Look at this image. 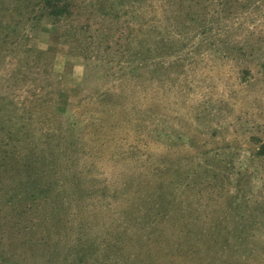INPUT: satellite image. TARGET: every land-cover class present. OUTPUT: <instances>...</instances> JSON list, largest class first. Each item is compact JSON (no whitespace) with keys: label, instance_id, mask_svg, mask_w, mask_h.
Returning <instances> with one entry per match:
<instances>
[{"label":"rangeland","instance_id":"1","mask_svg":"<svg viewBox=\"0 0 264 264\" xmlns=\"http://www.w3.org/2000/svg\"><path fill=\"white\" fill-rule=\"evenodd\" d=\"M98 1L117 14H99ZM76 4L65 23L33 29L14 11L19 23H0V152L36 160L21 177L48 189L32 203L0 169V264H59L77 234L107 232L131 208L138 220L179 209L215 231L243 230L228 244L253 256L233 262L264 264V157L253 154L264 141V0L209 5L205 32L178 41L164 40L175 0ZM149 180L160 197L145 193Z\"/></svg>","mask_w":264,"mask_h":264},{"label":"trees","instance_id":"2","mask_svg":"<svg viewBox=\"0 0 264 264\" xmlns=\"http://www.w3.org/2000/svg\"><path fill=\"white\" fill-rule=\"evenodd\" d=\"M257 2L258 0H175L177 12L176 16L172 17V23H175L177 29L170 31L164 40L168 38L173 39L172 41H178L175 37H181L186 32H197L200 29L205 32L204 21L209 5H254ZM97 4L94 7L98 8L97 11L102 16L112 17L117 14H112V9L109 6L100 5L99 1ZM0 5H8L3 15L5 18L0 19L1 24H6V30L19 23L16 22L13 25L12 20H10L9 13H13V11L22 16V18L25 13L29 12L30 14L25 18L24 24L31 25L34 29L38 28L40 23L44 21L51 25L60 21L65 23L74 15L77 7L76 0H0ZM11 5H13V8L10 7ZM114 10H116L115 7ZM7 12L9 15H6ZM172 23H169V26ZM225 45H227L226 48L238 50L235 45H230L229 43ZM219 51L220 49L215 48V52ZM174 53L166 52L162 54L172 55ZM261 70L264 74V66H261ZM244 72L245 68L243 71L240 69L241 74ZM26 137L23 136L22 138L26 139ZM28 137H30V134ZM253 154L258 157H264V141ZM26 159L27 157L20 156L19 158L14 153L2 150L0 152V169L4 168L10 173L15 171L14 175L20 181L17 186L19 191L17 194L27 196L32 200V203H35L37 201L35 198L44 197L43 195L46 194L48 189L39 188L37 181H34L35 184L33 185L25 184L24 180L27 178L21 177L23 171H32L38 168L36 160L30 162L29 159L26 163ZM41 168L43 167L41 166ZM158 170L153 178L161 180L162 171L161 169ZM1 175L0 173V177ZM10 175L12 176V174ZM28 175L31 178V175ZM166 184L169 183L161 180L158 186L165 187ZM135 185L138 186L136 183ZM145 185L147 188L144 190L145 193L148 192L149 194L151 192V195L153 194L152 196L157 198L161 196L160 193H157L159 190L155 189V184L153 185L152 181L149 180ZM167 202H172L173 206L177 208L178 202L175 201L174 196L168 199ZM190 206L188 204L186 207ZM173 210L175 211L170 212V214L164 213L163 210H158L155 213L144 216L143 218L145 219L138 220L136 218L138 216L133 215L134 210L131 208L125 214L122 211L119 213L120 215L114 216L112 223L110 222L107 226V232L97 230L93 234L90 228H86V230L76 235L74 243L68 248L69 252L61 259L62 261L59 260V264H238L233 262V260L244 262L243 260H248L253 256L247 252L248 248H246V251L244 249L239 251L237 247L233 249L228 244L230 242L229 239L241 241L243 230L236 229L235 231H227V233H223L220 230L215 231L208 225V222L201 221L199 223L197 218L193 217L190 212L182 214L178 211L179 209ZM44 211H47V209ZM51 213L52 215L47 217V221L49 224L53 225L56 223L57 225L54 220H56L55 215L58 212L56 210L51 211ZM136 214L140 215V213ZM87 215V220L98 217H94L91 213H87ZM61 216L63 215L61 214ZM213 217L217 218L215 219L216 222L222 219L221 216ZM137 221L139 222L138 224L133 223ZM80 222L81 224L86 223L84 221ZM144 222L148 224L149 232L145 234L137 233L139 236H136L135 231L139 230V226L144 225ZM57 236L60 240H66V235L59 234ZM134 236L137 238L134 239ZM231 236L233 238H229ZM226 246L228 247L227 249L225 248ZM128 248L130 249L128 250ZM195 252L198 253V259L193 260L191 255Z\"/></svg>","mask_w":264,"mask_h":264}]
</instances>
